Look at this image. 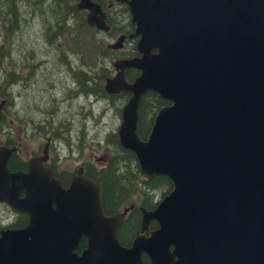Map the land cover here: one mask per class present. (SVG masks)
Instances as JSON below:
<instances>
[{
  "label": "water",
  "instance_id": "1",
  "mask_svg": "<svg viewBox=\"0 0 264 264\" xmlns=\"http://www.w3.org/2000/svg\"><path fill=\"white\" fill-rule=\"evenodd\" d=\"M116 1L127 5L139 55L115 61L105 83L131 95L119 144L143 180L165 176L173 189L142 210L140 234L123 247L117 231L128 209L105 216L99 181L75 176L64 189L50 169L10 175L0 159V202L29 216L24 229L1 233L0 264H144L142 255L149 264H264V0ZM77 9L109 31L99 4L78 0ZM128 69L139 71L132 82ZM148 91L170 105L142 141ZM151 221L158 227L146 238Z\"/></svg>",
  "mask_w": 264,
  "mask_h": 264
},
{
  "label": "trees",
  "instance_id": "2",
  "mask_svg": "<svg viewBox=\"0 0 264 264\" xmlns=\"http://www.w3.org/2000/svg\"><path fill=\"white\" fill-rule=\"evenodd\" d=\"M93 1L100 4L105 10L109 5V1L113 0ZM76 2L77 0H0V36L2 38V42L0 43V65L10 59L13 49V46H11L12 36L20 28V7L22 8L23 6L31 11L33 9L34 11H38V16L41 18L45 28L50 22L55 23L54 33L49 32V28L47 29V38L49 40H46L55 49L59 48L58 41L61 36L66 34L80 38V31L85 32L83 29L86 28L90 33V35L88 34L90 43L94 44L97 50L96 55L97 59H99L97 63L106 57L113 61L114 59L137 56L135 49L136 39L128 38L129 34L133 31V27L125 6L115 3V8H119L120 10L119 13L113 12V14H108L107 24L110 30L105 34L109 38L125 34L128 38L125 45H131L128 52L118 51L117 53L106 47L107 44L104 39L98 37L99 32L97 30L87 26L85 12L77 9ZM42 13L45 15V18H42V16L44 17ZM117 16L120 17V21L117 19ZM123 17L125 20H122ZM64 55H66L64 51L57 52V58H60L61 64L65 67L73 82L78 83L81 94H90L91 87L94 85L98 98L104 99L108 97L104 90V83L105 79L110 78V72L105 64L99 66L95 72V76H90V73L97 68L85 69L81 67L77 68V70L71 69L68 62L62 60ZM36 66L37 63L25 64L20 66L19 69H29V74H33L37 69ZM13 70L16 72L15 69ZM7 72H2L4 74L2 76L3 80L9 78V72ZM12 75L14 73L10 74V76ZM138 75L139 72L134 69H129L125 72L128 82L133 81ZM4 83L2 81V84ZM119 99L123 106L129 99V94L123 92L119 95ZM169 104L153 92L148 91L141 97L138 108L137 135L142 141L147 140L158 111ZM104 141L108 149V159L103 166L89 173V176L92 181L98 180L102 185V209L108 216L120 214L125 208L133 206L117 231L119 243L126 244L139 233L142 216L141 210L155 209L158 203L172 191L173 185L165 176H154L150 180H143L139 175L140 169L135 155L120 146L116 133H108ZM152 228H154V225H152ZM142 260L144 263H148L146 257H143Z\"/></svg>",
  "mask_w": 264,
  "mask_h": 264
},
{
  "label": "flooded vegetation",
  "instance_id": "3",
  "mask_svg": "<svg viewBox=\"0 0 264 264\" xmlns=\"http://www.w3.org/2000/svg\"><path fill=\"white\" fill-rule=\"evenodd\" d=\"M77 3L78 0L76 4ZM115 3L125 6L127 9V5L117 2L116 0L109 1V5L106 7L105 10L99 4L102 11L105 13L106 24L108 22V14H113V12H116V14H118L120 11L119 9L115 8L116 6ZM80 11L85 12L84 15L87 24V11L85 10H80ZM117 19L120 21L119 16H117ZM87 26L89 25L87 24ZM89 27L94 28L99 33L108 32V31L105 32L102 30H98L94 26H89ZM132 27H133L132 28L133 31L131 34H129L128 38L136 39V44H137L138 38L132 36L134 33V25H132ZM121 35L125 36L122 48L119 50H111V49L109 50L118 53V51L124 48V45L128 38L125 34H121ZM136 44H135V49H136ZM137 56L139 55L137 54ZM122 59L123 58H119L118 60H122ZM124 59H128V58H124ZM75 65L73 66L74 68L76 67ZM112 67L114 69L113 63H112ZM11 73H14V75H12L13 79L10 80L11 83L15 82V80H20L21 82L25 79V76H22L17 71L16 72L12 71ZM115 74L113 76H110V78L105 79V83L108 79L113 78ZM92 75L93 76L96 75L95 72H91L90 76ZM105 83H104V90H105ZM9 85L10 84H8L7 81H5L4 84L0 82V91H2L0 92V159L2 161L6 160L7 173L10 175L19 174V173L28 174L33 166H39L44 169H50L53 173L54 178L60 182L61 186L64 189L69 188L71 181L75 176H84L92 181V179L89 176V173L103 166L105 162L101 166H98L97 164H93L90 162H81L71 167L67 165V159L69 158V155L74 156V158L78 159L79 156H81L82 153L84 152L83 149L87 146L90 148L96 146L97 149V146H99V143L97 142V134L92 132L93 134L90 136L88 134L87 129L90 126L88 124L89 122L90 123L98 122L99 113H100L99 119L109 118L112 121V123L115 124V127H113V130H111V132L117 134V131L122 121V110L125 104L127 103L126 102L122 106V102L119 99V95L123 92L110 94L105 90V93L108 95V97L101 99L98 98L96 89L94 88V85H92L91 83L92 85L91 93L84 95L81 94V92L79 91L78 83L75 81L73 82L71 78L70 85L69 86L67 85L66 87L67 95L69 96V98L70 97L78 98L80 96H84V98L86 99L85 109H80L77 107L75 111L69 112L68 114L63 115L60 118L58 117L57 119L55 116V112L59 104L56 99L52 98L50 99L49 109L46 108L45 110L41 109L39 113L40 117L36 118L33 115L27 114V112L22 113L17 109V105L12 102L14 95L12 92H9ZM130 96L131 95L129 94V98ZM99 103L102 105V107L100 112L97 113L98 115H96L94 111H95V107L98 106ZM75 119L79 121L78 122L80 127L79 131L74 130V127L76 126L74 122ZM51 121L60 122L61 123L60 127L53 126ZM96 125L97 124H92V127H96ZM93 130L94 129H92V131ZM107 135L108 133L106 134V136ZM61 143L63 145H61ZM59 147L61 148L62 152L59 151ZM96 161L97 163H99L98 160ZM25 196H26L25 191L20 192V194L18 195L20 199L24 198ZM132 208L133 206H129L124 209V210L128 209L126 215ZM146 211H151V210H146ZM103 214L109 217L105 211H103ZM28 222H29V216L27 214L14 210L7 202H0V235L1 233L6 231L24 229L28 225ZM141 222H142V216L140 221V228H141ZM152 225H154V228H152ZM157 227H158L157 223L151 221L148 225L147 231L144 232L143 236L146 238L149 237V233L151 231L156 230ZM140 228H139V233L137 235L132 237V239H130L128 243L126 244L121 243V246L130 247L133 240L140 234ZM86 245H87L86 240L81 239L76 253L80 255L81 252L86 248ZM143 257H146L148 259V263H144V262L143 263L149 264V258L146 255H142V258Z\"/></svg>",
  "mask_w": 264,
  "mask_h": 264
},
{
  "label": "rangeland",
  "instance_id": "4",
  "mask_svg": "<svg viewBox=\"0 0 264 264\" xmlns=\"http://www.w3.org/2000/svg\"><path fill=\"white\" fill-rule=\"evenodd\" d=\"M20 11V28L18 31L14 32V35L12 36L11 46H13V49L11 51L10 59L0 65V82H2V76H4L2 72H9V78L4 79L3 82L7 81V83L10 84L9 92H12L14 95L12 102L17 105V109L19 111H21L22 113L27 112V114L33 115L36 118L40 117L39 113L41 109H49L50 99L52 98L56 99L59 104L55 112V116L57 119L58 117L60 118L63 115L68 114L69 112L75 111L77 107L80 109H85L86 99L84 98V96H80L78 98L70 97V99L67 95L66 87L67 85H70L71 76L69 75L65 67L61 64L60 58H57V52L64 51L66 53L62 60L68 62L71 69L74 68L73 66L75 64H77L74 68L76 70L77 68L81 67L85 69L97 68L95 71H93L96 72L99 66L105 64V66L109 69L110 76H113L116 73L112 67V62L118 59H114L113 61H111L106 57L103 58L104 60H101L97 63V61L99 60L97 59L96 55L97 50L94 44L90 43L91 41L88 37V34L90 35V33L86 28L83 29L85 32L80 31V38L74 35L68 36L66 34L61 36L60 40L58 41L59 48L55 49L50 43H48V41H46L49 40L47 38V29L49 28V32L54 33L55 23L50 22L49 25L45 28L43 26L41 18L38 16V11H34V9L31 11L25 6H23L22 8L20 7ZM42 18H45V15L44 17L42 16ZM122 20H125L124 17L122 18ZM98 37L104 39L106 44H112L116 41L118 36L109 38L105 33H99ZM1 42L2 38L0 36V43ZM129 47L131 48V45H125L124 48L119 52H128L130 50ZM33 63H37V69L33 74H29V69H19V67L22 65ZM13 69H15L16 71L18 70V73L22 76H25V79L21 82L20 80H15V82L11 83L10 80H12L13 77L10 76V73L11 71H14ZM101 107L102 105L100 103L95 107L94 112L96 113V115H98L97 113L100 112ZM99 118L97 123L89 122L88 124L90 126L87 129L90 136L93 133L97 134V142L99 143L97 149L96 146H93L92 148L88 146L85 147L83 149L84 152L81 156H79L78 159L74 158V156L69 155V158L67 159V165L73 167L77 163L90 162L101 166L104 162L107 161L108 149L106 148L104 140H106V134L113 130L115 124L112 123L109 118ZM74 122L76 124L74 130L79 131V121L75 119ZM51 123L56 127H60L61 125L60 122L51 121ZM92 124L97 125L96 127H92ZM91 128L94 130L92 131ZM61 145L63 144L61 143ZM59 151L62 152L60 147ZM96 160H98L99 163H97Z\"/></svg>",
  "mask_w": 264,
  "mask_h": 264
}]
</instances>
